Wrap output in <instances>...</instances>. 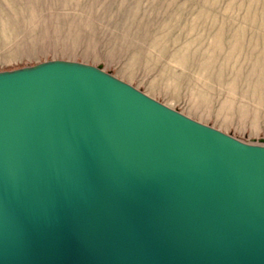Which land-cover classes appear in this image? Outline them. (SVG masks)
Instances as JSON below:
<instances>
[{
    "label": "water",
    "instance_id": "obj_1",
    "mask_svg": "<svg viewBox=\"0 0 264 264\" xmlns=\"http://www.w3.org/2000/svg\"><path fill=\"white\" fill-rule=\"evenodd\" d=\"M0 264H264V145L90 65L0 71Z\"/></svg>",
    "mask_w": 264,
    "mask_h": 264
},
{
    "label": "rangeland",
    "instance_id": "obj_2",
    "mask_svg": "<svg viewBox=\"0 0 264 264\" xmlns=\"http://www.w3.org/2000/svg\"><path fill=\"white\" fill-rule=\"evenodd\" d=\"M48 61L264 145V0H0V71Z\"/></svg>",
    "mask_w": 264,
    "mask_h": 264
}]
</instances>
